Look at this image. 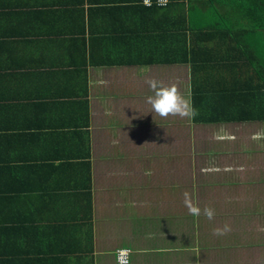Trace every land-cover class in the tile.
Returning a JSON list of instances; mask_svg holds the SVG:
<instances>
[{"label":"crops","instance_id":"crops-1","mask_svg":"<svg viewBox=\"0 0 264 264\" xmlns=\"http://www.w3.org/2000/svg\"><path fill=\"white\" fill-rule=\"evenodd\" d=\"M169 2L142 17L135 0H0V264H117L121 248L129 264H264V121L162 119L145 82L181 92L185 74L192 105L190 64L154 61L177 56L186 19L221 30L215 77L238 84L240 51H264V0Z\"/></svg>","mask_w":264,"mask_h":264},{"label":"trees","instance_id":"trees-1","mask_svg":"<svg viewBox=\"0 0 264 264\" xmlns=\"http://www.w3.org/2000/svg\"><path fill=\"white\" fill-rule=\"evenodd\" d=\"M210 1L218 4L227 0ZM135 2L130 9L142 17L158 16L167 9L156 5L143 6L142 3V5L138 3L139 0ZM182 21L186 26L179 33L177 56L172 59H162L159 56L154 61L190 64L192 107L197 113L193 120L199 123L264 121V51H240L248 58L250 64L237 67L240 73L238 84L233 82L226 84L225 81L221 84L215 77L222 67L225 68L221 65H225L226 62L218 48L221 30L216 27L210 31L203 29L196 31L187 25L186 19ZM188 30L191 32L190 37L187 34ZM214 42L217 43L216 46L211 47V43Z\"/></svg>","mask_w":264,"mask_h":264},{"label":"clouds","instance_id":"clouds-1","mask_svg":"<svg viewBox=\"0 0 264 264\" xmlns=\"http://www.w3.org/2000/svg\"><path fill=\"white\" fill-rule=\"evenodd\" d=\"M168 3V0H157L158 7H164ZM146 6H151L150 0H144ZM153 95L146 98V103L151 106V111L154 115L159 116L162 119L168 117H180L181 119H193L197 113L191 105L189 98H186L181 92L176 83L165 85L162 81H158L155 78H151L145 81ZM101 83H104L103 81ZM220 138V137H217ZM261 138V134L253 136L254 140ZM183 203L187 208L189 215L194 218H199L203 215L207 220L212 221L215 219V210L211 207H205L203 210L199 207L197 202H194L192 193L185 191L183 193ZM231 232V226L224 224L223 227H217L213 229V235L220 237L227 235ZM197 255H199V249H193ZM132 254V250L129 248H121L117 250L116 261L117 264H127L128 257Z\"/></svg>","mask_w":264,"mask_h":264},{"label":"rangeland","instance_id":"rangeland-1","mask_svg":"<svg viewBox=\"0 0 264 264\" xmlns=\"http://www.w3.org/2000/svg\"><path fill=\"white\" fill-rule=\"evenodd\" d=\"M197 16L199 17V15H197ZM213 20H214L213 16L212 17H208V21L209 22H213ZM206 22H207V20H206ZM185 78H187L185 74L184 75L183 74L180 75L181 93H183V88L187 87V83H186ZM115 256H116V253H115Z\"/></svg>","mask_w":264,"mask_h":264},{"label":"built area","instance_id":"built-area-1","mask_svg":"<svg viewBox=\"0 0 264 264\" xmlns=\"http://www.w3.org/2000/svg\"><path fill=\"white\" fill-rule=\"evenodd\" d=\"M141 3L143 4V5H145L144 4V0H141ZM150 3H151V6H147V7H152V6H157V0H150ZM169 0H168V3H167V5L166 6H164V7H167L168 5H169ZM146 6V5H145ZM164 7H162V8H164ZM117 253V252H116ZM130 259H131V256L130 257H128V260H127V264H129L130 263Z\"/></svg>","mask_w":264,"mask_h":264}]
</instances>
